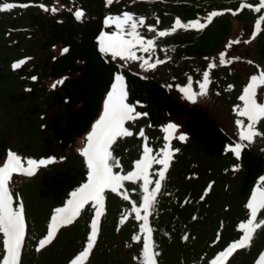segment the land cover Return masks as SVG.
<instances>
[{
  "label": "trees",
  "instance_id": "trees-1",
  "mask_svg": "<svg viewBox=\"0 0 264 264\" xmlns=\"http://www.w3.org/2000/svg\"><path fill=\"white\" fill-rule=\"evenodd\" d=\"M5 2L14 7L0 11V153L10 148L22 158L56 157L49 164L38 166L32 176L19 175L11 184L14 203L18 194L28 222L20 264H66L82 248L94 212L87 205V210L82 209V215L72 224L58 227L49 245L37 252L35 243L46 233L52 209L62 205L67 193L86 179V167L76 148L90 120L98 114L112 66L117 62L124 64L121 71L129 102L139 100L141 105L136 110L146 112L147 116L125 122L133 135L117 138L113 155L119 158L120 167L114 170H130L143 143L155 154L163 144L159 125L173 122L180 126L170 140L179 152L173 154L166 183L149 217L152 239L160 252L159 264H206L215 251L237 239L241 232L236 225L247 217V198L252 187L258 186L259 176L264 175V135L255 136L250 143L241 141L245 147L239 160L223 150L225 144L238 141L239 136L234 138L227 131L216 112L225 109L231 122L240 119L246 126V117L238 114L242 102L232 93L235 86L241 94L246 83L239 73H234L235 80L228 84L233 87L227 85L229 92L223 95L217 85L220 74L215 71L209 77L208 89L200 94L202 58H195L226 25L234 27V21L242 23L254 17L255 21L261 19L254 39L255 57L264 63V8L259 7V0H114L108 8L104 0H0ZM21 4L25 7H20ZM40 4L45 8L39 7ZM248 4L254 8L247 7ZM75 6L86 10V18L75 20L72 15ZM53 7L57 9L55 13L51 11ZM237 7L240 11L235 14L227 11ZM222 9L225 11L213 17L202 30L177 29L157 38L152 52L137 51L136 55L153 63L163 60L152 69H141L139 61L102 57L94 47V35L104 27L102 18L109 12L115 15L123 10L132 11L136 16L144 15L146 24L165 29L176 17L187 22L203 17L208 11ZM140 32L146 38L152 35L145 28ZM65 46L68 51L61 54L60 49ZM165 56L169 59H164ZM24 57L30 59L16 69L11 67ZM252 62L251 66L259 65ZM227 69L229 75L231 71ZM32 75L37 76L36 81L29 79ZM189 76L191 89L197 93L194 101L185 99L177 87H183ZM60 78H64L61 84L50 87ZM141 127L147 141L135 135ZM255 127L264 133V118ZM181 132L186 136L184 142L178 139ZM61 156L63 160L59 159ZM234 163L240 164L236 170L231 167ZM156 167L153 165V169ZM153 169L150 172L154 176ZM209 181L210 190L201 201L199 197ZM133 186L132 182H124V191L130 201L138 202V191H131ZM105 203L96 246L85 264H137L132 257L137 255L138 247H126V244L134 243L131 236L139 232L138 222L134 214H129L125 223L119 224L120 216L131 205L122 202V195L107 190ZM193 215L197 217L195 220L191 218ZM259 218H264V209L258 211ZM218 230L220 239L213 246L211 241ZM183 232L189 234L187 242L179 239ZM136 243L142 246V234ZM261 249H264V226L254 231L248 247L229 258L230 264H255Z\"/></svg>",
  "mask_w": 264,
  "mask_h": 264
},
{
  "label": "snow or ice",
  "instance_id": "snow-or-ice-1",
  "mask_svg": "<svg viewBox=\"0 0 264 264\" xmlns=\"http://www.w3.org/2000/svg\"><path fill=\"white\" fill-rule=\"evenodd\" d=\"M113 3L114 0H104L105 8H108ZM19 6L25 7L23 4ZM13 7L14 4L12 3H0V11L10 10ZM39 7L45 8V5L40 4ZM240 7H244V5L241 4ZM240 7L235 10L227 9V11L235 14V12L240 11ZM247 7L254 8L252 4H248ZM259 7L264 8V0H259ZM51 11L55 13L57 9L53 7ZM223 11L225 10L208 11L203 17L190 19L187 22H182L179 17H176L173 19L171 26L165 29H158L154 24H146L144 15L136 16L132 11L123 10L115 15L109 12L103 15L102 23L104 27L98 30V34L94 35V47L98 49L102 57H110L113 60L118 57L121 61H139L141 69H152L155 65L163 63V60L157 59L153 63L144 56L136 55L137 51L141 53L152 52L156 46L154 42L157 38L165 37L177 29L202 30L212 21L213 17ZM72 15L76 21H81L86 18V10L81 6H75ZM156 23H159L158 18ZM260 23L261 19L255 21L256 27L251 30L249 40L257 35ZM141 28L147 29L152 35L146 38L145 35L141 34ZM239 42L236 40L230 41L229 44L225 45V48L229 47L230 44ZM243 43H248V40H244ZM67 51V46L60 49L61 54ZM218 56L220 65L240 59L239 56H232L226 59L224 51H220ZM28 59L30 58L18 59L11 64V67L16 69ZM164 59H169V57L165 56ZM247 63L251 64L253 62L249 60ZM214 66L212 62H209L206 69L203 70V80L199 82L200 94L205 93L206 86L209 83L208 70ZM123 68L124 64L119 62L112 66L113 70L110 74L109 86L102 96L98 114L90 120L81 138V144L76 148L86 167V179L67 193V198L62 205L52 209L46 233L35 243V250L39 252L44 246L52 242L59 226L72 224L78 216L82 215V209L87 210L86 205L94 209V212L90 215L89 230L86 233L82 248L67 259L66 264H85L90 252L93 250L97 242L99 218L102 211H104L106 190L110 193L122 195V202H128L131 205L127 212L120 216L119 224H124L129 214H134V220L138 222L139 232L131 236V241H140L142 234V246L126 244V247H138L139 249L137 255H134L132 259L137 264H159L158 257L160 252L152 239L153 229L149 226V217L151 210L158 203V193L162 190V185L166 183V171L169 169L173 154L179 152L178 148L171 146L170 140L172 133L180 126L173 122L159 125L163 134L162 147L157 148L156 153L153 154V149L143 143L141 145L142 151L139 152L138 158L132 161L130 170L126 172L114 170L120 167L119 158L113 155L117 138L133 135L132 128L125 126V122H134L136 118L147 116L146 112L136 110V106L141 105L139 100L129 102L125 76L121 71ZM256 68L257 73L248 78L243 86L242 93L238 97L242 101L238 114L241 117H246L247 125H243L240 119L235 121V124L240 129L238 132L239 141H247L249 143L255 136L264 135L255 127L256 122L264 118V88L260 89V95L257 94V86L264 85V70L259 65H256ZM29 79L36 81L37 76L32 75ZM63 79L60 78L54 81L50 87L61 84ZM191 85L192 78L190 76L183 87L177 85L179 91L184 94V98L188 101H194L197 98V93L192 91ZM165 87H171V85H165ZM228 87L231 88L233 86L228 85ZM65 100L67 101V97H65ZM258 100L261 102H258ZM41 127L43 128L44 125H41ZM135 135L144 141L148 139L143 127ZM178 139L184 142L186 140L185 134L183 132L179 133ZM239 141H232L223 146V150L225 152L230 151L237 160L241 156V149L245 147V144ZM55 159L56 157L53 155L39 159L32 157L22 158L20 154L10 148L4 153H0V264H20L27 239L26 218L22 198L18 194L15 197L17 202L14 203L11 187L14 182L13 174H22L30 177L36 172L38 166L47 165ZM59 159L63 160L64 157L61 156ZM153 165L158 167L153 169ZM231 167L236 170L240 167V164L234 163ZM150 169H153L154 176ZM192 175L195 176V173ZM126 181L132 182L134 185L131 191H138V202L130 201L129 194L124 191V182ZM261 181H264V175L259 176L257 180L258 186L252 187L251 194L247 198L245 204L247 209L246 219L236 225L241 234L237 239L231 240L226 246L215 251L207 259L206 264H230L229 258L238 249L248 247L253 239L254 231L264 226V218L257 219L258 211L264 209V184H261ZM211 183L209 181L208 185L204 187L203 193L199 197L201 201L205 199V195L209 192ZM191 218L195 220L197 217L193 215ZM220 227L222 229L223 225ZM165 235H168V233H165ZM179 239L181 242H187L189 240L188 232H183ZM219 239L220 230L217 231L215 238L211 241V245H216ZM201 260H203V257H201ZM255 264H264V249L259 251Z\"/></svg>",
  "mask_w": 264,
  "mask_h": 264
},
{
  "label": "rangeland",
  "instance_id": "rangeland-1",
  "mask_svg": "<svg viewBox=\"0 0 264 264\" xmlns=\"http://www.w3.org/2000/svg\"><path fill=\"white\" fill-rule=\"evenodd\" d=\"M226 20V19H224ZM255 18L252 17L250 21H245L242 23L239 22H233L234 27H232L230 24L226 25L225 29H222V32L220 35L213 37L212 40L209 42V44H205L204 48L202 49V52L198 55H196V60L198 57L202 58L204 61H199V65L202 68V70L206 69L207 64L209 62H212L215 66L212 69H209V75H211L213 72H218L220 74L217 85L220 91L223 93V95L226 92H229L227 85L233 80H235L234 73H239L240 78L242 79L243 83H246L248 78L257 73L256 66H251L247 63V61H254L256 63H259V66L262 70H264V63H261L256 60L255 57V43L254 38H251L249 40V35L251 30H253ZM227 23V22H226ZM240 41L239 43H233L230 44L229 47L225 48L226 44H229L230 41ZM244 40H248V43H243ZM220 51L225 52L226 59L232 56H239V60H232L231 63H226L224 65L219 64V56L218 53ZM208 58V60H207ZM230 69L231 73L229 75H233L232 77L228 75ZM230 79V80H229ZM232 84V83H231ZM264 88V85H258L257 86V94L260 95V89ZM233 95L240 94V88L239 87H233L232 89ZM231 93V94H232ZM238 98V97H237ZM239 99V98H238ZM242 102V101H241ZM258 102H261L258 100ZM219 121H221L222 125L227 129V131L232 134V136L235 138L237 137L238 131L237 127L235 126L234 121H230V113H226V110H221L216 112ZM239 141V140H238ZM241 142V141H239ZM81 144V141H80ZM78 144V146L80 145ZM15 174V173H14ZM132 244H137L136 242Z\"/></svg>",
  "mask_w": 264,
  "mask_h": 264
}]
</instances>
